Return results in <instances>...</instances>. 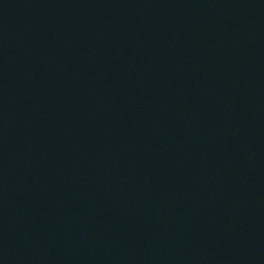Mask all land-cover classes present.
I'll return each instance as SVG.
<instances>
[{
	"label": "water",
	"instance_id": "obj_1",
	"mask_svg": "<svg viewBox=\"0 0 264 264\" xmlns=\"http://www.w3.org/2000/svg\"><path fill=\"white\" fill-rule=\"evenodd\" d=\"M0 264H264V0H0Z\"/></svg>",
	"mask_w": 264,
	"mask_h": 264
}]
</instances>
